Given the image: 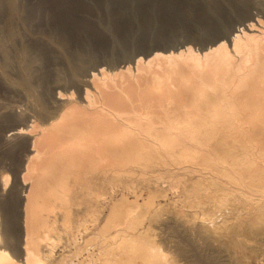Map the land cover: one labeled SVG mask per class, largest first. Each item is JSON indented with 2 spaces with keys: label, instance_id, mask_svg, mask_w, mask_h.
I'll return each instance as SVG.
<instances>
[{
  "label": "bare ground",
  "instance_id": "6f19581e",
  "mask_svg": "<svg viewBox=\"0 0 264 264\" xmlns=\"http://www.w3.org/2000/svg\"><path fill=\"white\" fill-rule=\"evenodd\" d=\"M222 37L83 76L72 64L78 96L56 82L52 102L35 96V67L17 63L18 84L41 106L23 120L40 112L43 128L35 134L33 119L32 129L22 121L9 131L10 140L33 139L20 180L23 235L0 206V264H56L54 233H72L80 216L90 233L98 205L109 206L95 236L107 239L102 264H264V19L248 16ZM2 182L5 191L10 175ZM165 206L175 211L160 223ZM155 221L173 236L172 257Z\"/></svg>",
  "mask_w": 264,
  "mask_h": 264
},
{
  "label": "rangeland",
  "instance_id": "374dc122",
  "mask_svg": "<svg viewBox=\"0 0 264 264\" xmlns=\"http://www.w3.org/2000/svg\"><path fill=\"white\" fill-rule=\"evenodd\" d=\"M14 4L17 7V11L15 12L11 10L10 0H0V45L3 49L5 48L4 50L8 51V54L11 53L9 56L10 70H7L8 67H4L6 64V62L4 63V61H6L5 57L4 59L2 58L5 51L0 49V182H2V178L6 175H10L11 177V184L8 186L7 190H2L4 183H0V206L3 208L5 215H12V217H14L15 221L13 220V222L16 223L14 225L22 236L23 220L22 216L20 217V204H18L22 191L20 180L22 173L26 171V155L28 154L30 141L33 138L31 135L26 134L10 140L9 131L21 124L22 121L25 125L21 124V126L26 128L30 126L29 129H32L31 123H33V119L38 121L37 127L35 128L39 129V131L33 128L35 134L41 131L43 126L40 124H43V121L41 116H39L41 115L40 112H36L41 110V106H38L40 105L38 101L34 102L36 99L35 96L41 94L43 95H40L42 99L46 97V99L44 98L45 101L52 102L56 95L53 88L57 84L56 82H59L63 85V93L65 92V94H67L68 91H71L75 94V97H77L79 88L77 84L75 85L74 83L73 77L75 76L72 68L76 64V66L79 64L84 66L83 70L85 72H82L83 76L84 73L87 74L89 71H93L98 67L114 70L126 63H132L138 57H144L150 52L174 49L183 44H189L196 50H202L204 47L210 45L212 41H201L195 45L187 42V37L189 35L195 32H201L211 25V20L207 15L205 6L198 3L197 0H14ZM216 7L219 9L221 15L226 18V24L222 29L217 31V36L228 34L248 16L253 15L264 19V0H220V3H218ZM13 48L15 50H13ZM40 53L42 55H40ZM22 62L30 64L32 69L35 67L33 71H35L36 74L33 72V75L35 74L34 84L35 87H37V89L35 88V93H37L35 96L34 94L32 95L33 98H31L32 96L18 84L21 76L18 68ZM12 63L17 65V67L15 66V68L11 69V67H14ZM10 64H12V66ZM3 67L6 69H1ZM15 71L17 73H15ZM4 72L7 74H4ZM11 75L13 76L11 77ZM71 75H73V77ZM82 76L80 74L78 77L81 78ZM3 77H5V79ZM36 79H38V82ZM36 82L38 84H36ZM47 93L49 95H46ZM29 99L32 100L28 101ZM6 103H8V105H5ZM34 103L37 104L34 105ZM7 106L8 108L12 107L15 109L11 108L8 110ZM33 107L35 110L37 109L35 111L36 113L33 111L30 113H35L38 119L34 117L31 123L29 122L27 124L24 122L23 119L25 118L24 116L22 117V115ZM38 108L40 109L38 110ZM33 130L30 134L34 133ZM32 135L35 136L34 134ZM25 149H27V152ZM15 178L17 180H15ZM142 202L143 201H141V203ZM104 205L106 204H103V206ZM77 206L76 208L81 211L83 210V205H80V203L78 205L77 203ZM98 206V208L95 206V209L93 208L92 210L98 209L97 211L102 213L98 212L97 214L99 216H97V214H94V212L97 211H92L94 214L92 215L94 217H91L92 221L85 224L89 226L90 233L88 230L85 231L84 225L82 226L83 218L81 216L76 217L77 219L75 218L74 220L76 224L75 228L77 227L74 230L77 231L78 227H80L81 234L74 230L69 234L64 231L56 232V234L54 233L53 239L56 238L54 240H56V247L58 246L56 248L54 244L56 264L58 261L62 260L64 264H102L105 261L104 259L109 253V250L105 249V246H107V239H101L102 236L100 235L97 237L95 236L105 223V217L109 213V206H106L107 209L106 207L104 209L101 208L102 206ZM174 209L175 208L172 206H165L162 211L164 214H161L159 217V219L161 218L160 223L163 221V223H166L165 216L168 217L171 213L173 214L175 211ZM95 218L96 220H93ZM153 223L152 230L156 234V238H158L156 240L160 241L161 239L159 237H162V239L166 238V244L164 243L165 246L163 248L165 251L169 248L170 254H168V256L172 257L173 254L171 253L175 251V246L168 247L169 244L171 246L172 243L167 241L168 239L171 240L173 237L171 232L169 231L168 233L170 234H168L161 229L165 224L158 226V222L156 223L155 221ZM161 230L163 234L160 232ZM83 232L86 233L82 234ZM73 233H76L74 234L76 238L70 236L71 234L73 235ZM159 234L162 235L159 236ZM68 238H70V240ZM85 245L86 248H84ZM101 245L103 248H101ZM107 250L108 253L106 254ZM61 256L63 258H60ZM102 260L104 261L102 262ZM186 262L187 261L184 259L179 261L178 264H188V262Z\"/></svg>",
  "mask_w": 264,
  "mask_h": 264
},
{
  "label": "snow or ice",
  "instance_id": "6c2138e0",
  "mask_svg": "<svg viewBox=\"0 0 264 264\" xmlns=\"http://www.w3.org/2000/svg\"><path fill=\"white\" fill-rule=\"evenodd\" d=\"M198 3L205 6L208 17L211 20V25L201 32H195L187 37V42L198 44L201 41L219 42L223 39L222 36H217V31L222 29L226 24V18L221 15L216 7L220 0H197Z\"/></svg>",
  "mask_w": 264,
  "mask_h": 264
}]
</instances>
